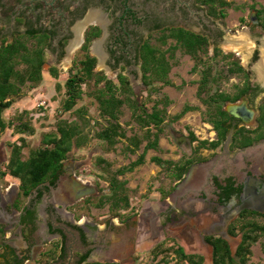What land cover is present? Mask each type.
<instances>
[{
	"label": "flooded vegetation",
	"instance_id": "obj_1",
	"mask_svg": "<svg viewBox=\"0 0 264 264\" xmlns=\"http://www.w3.org/2000/svg\"><path fill=\"white\" fill-rule=\"evenodd\" d=\"M93 13H99L105 24H86ZM78 29L82 42L65 63ZM182 31L207 38L208 54L199 51V56L193 57L184 52L177 39L168 38ZM21 36L47 38L44 67L56 68L59 74L61 68L69 69L67 79L74 68L82 67L80 58L92 38L88 53L97 60L96 71L104 72L120 91H124L120 75L126 76L132 98L140 107L137 112H145L142 124L134 119L136 109L124 106L131 113V124L127 132L120 122L126 138L116 140L126 143L124 150L132 158L126 169L131 170L134 163L143 160L140 165L148 161L157 172L134 202L125 178L127 172H115L120 181L126 182V189L113 191L112 183L103 180L107 162L90 176L95 171L88 168L93 154L70 156L75 148L84 150L81 145L73 147L54 176L35 187H25L8 168L12 145L22 147L23 161L33 152L53 145L43 143L27 152L26 142L10 144L0 160V264H144L139 258L141 252L163 257L169 240L173 241L177 264H189L182 253L196 264H214V243L220 239L235 256L242 243V228L260 225L259 219H264V2L0 0V46ZM241 36L252 43L251 53L246 47L241 53L226 49ZM152 38L159 40L157 49L171 68L170 80L182 59H190L194 75L190 79L196 81V95L207 106L205 119L212 129L211 139L199 140L191 132L190 144L182 145L184 137L166 124L169 99L158 92L170 86L150 85L143 73V54ZM98 42H102L104 62L100 53H95ZM217 50L221 55H216ZM48 53L55 54L53 61L47 60ZM100 65L115 70V76L110 77L106 69L99 71ZM207 73L208 84L201 91ZM156 93L160 97L154 98L151 107L140 101L144 100L141 95H147L149 101ZM206 100L216 104L210 107ZM219 101L225 113L221 119L215 110ZM188 109L185 107L175 117ZM155 112L159 113L158 123L149 118ZM216 121L221 123L218 128ZM166 132L176 139L173 153L164 146ZM221 132L224 138L214 148ZM203 141H207L205 147ZM183 167L186 171L179 178ZM115 192L124 199L118 204V198L112 199Z\"/></svg>",
	"mask_w": 264,
	"mask_h": 264
},
{
	"label": "trees",
	"instance_id": "obj_2",
	"mask_svg": "<svg viewBox=\"0 0 264 264\" xmlns=\"http://www.w3.org/2000/svg\"><path fill=\"white\" fill-rule=\"evenodd\" d=\"M168 38L177 39L184 52L193 57L195 55L199 56V51H202L204 55L208 54L207 38L189 33L186 34L184 31H182L181 35L169 36ZM91 39H88V44L84 48L82 58H80L82 67L74 68L64 84L66 99L63 103V111L73 112L85 96L95 100L99 114L106 122V124L99 123V129L95 137L97 140L104 142L109 149H114L118 143L116 140L117 137L126 138V134L122 132V125L120 124V118L123 114L122 108L126 104L135 108L134 119H138L142 124L145 121L143 117L145 112H137L140 107L132 98L133 93L129 88L126 76L120 75L119 79L124 89V91H120L114 81L110 80L104 72L96 71L97 60L88 53V45ZM46 40L47 38L44 37L21 36L16 37L10 44L6 45L2 43L0 46V141L1 135L13 126V121L7 118V111L23 97L25 88L28 86L36 88L43 82V68L45 64L44 44ZM151 40L148 45V50L143 54L145 81L150 85L163 83L166 86H171L172 82L169 78L171 68L165 64V56L159 53L157 49L159 40L158 38H152ZM216 55H221V52L217 50ZM50 73L55 78L59 76V70L56 68L51 69ZM208 80L209 74L207 73L201 84V91H204ZM204 102L210 107H212V103L216 104V101L211 102L206 100ZM217 103L219 104L215 106V110L217 112V118L221 119L225 113L221 109V101ZM77 112L82 113V117L87 115V112L82 109L77 110ZM149 118L150 121L158 123L159 113L155 112L149 115ZM22 119L23 116H20L19 120L23 121ZM220 124L219 121L215 123L217 128ZM16 128L18 130L17 133L21 134L34 132V130L29 128L28 124L23 122ZM83 131L84 127L77 122L60 121L57 124L56 133L45 136L43 140L45 145H53V148L33 152L27 161L22 160V147L12 145L14 147L8 164L10 173L15 177H20L25 187L27 185L35 187L48 180L60 169L62 162L66 160L68 153L72 151L73 147H79L86 143L88 138L87 134H83ZM223 138L224 134L221 132L219 142L214 143V148L220 145ZM193 140L195 141L196 138L193 137ZM20 141L25 143L24 138H20ZM206 143L207 141H203L202 146L205 147ZM135 146L139 147V143H135ZM129 149L127 147V150ZM142 163L143 160H140L134 163L130 169L132 170ZM124 171H119V175L123 174ZM185 171L186 168L183 167L180 171L179 178L184 175ZM110 176L108 180L112 183L113 191L126 189V182L120 181L117 178V174H110ZM115 198H118L117 204L124 200L117 192L112 197V199ZM242 233V243L237 249L235 256L224 240L220 239L214 243V264H248L249 256L251 255V246L260 237H264V226L257 224L246 225L242 228ZM182 258L187 260L189 264H196L195 261L184 253H182Z\"/></svg>",
	"mask_w": 264,
	"mask_h": 264
},
{
	"label": "rangeland",
	"instance_id": "obj_3",
	"mask_svg": "<svg viewBox=\"0 0 264 264\" xmlns=\"http://www.w3.org/2000/svg\"><path fill=\"white\" fill-rule=\"evenodd\" d=\"M47 60L53 61L55 59L54 53H48L46 56ZM68 57H66L67 59ZM247 59V56H245ZM104 62V60H102ZM192 63L189 58H183L181 62V67H176L173 69L171 74L172 85L170 87H161L158 93L165 98L169 99L167 103V108L169 110L166 116V124L171 126L184 137L182 145L190 144L189 134L193 132L199 140L211 139L210 125L206 122V108L196 95L197 85L196 81L190 78L194 77L190 71ZM107 70V74L110 77L115 76V70L109 67L104 68L100 65L98 70ZM68 70L66 68L60 69L59 78L55 79L50 74V67L46 65L43 68L44 79L41 85L36 88L27 87L25 88V93L22 97L23 101L27 102L23 112L18 110H13V108L7 111V118L13 121V126L7 129L5 133L1 135L0 141V160L5 158V153L9 151L10 144L20 142V138H24L26 142V150L32 151L42 146L45 136L54 134L57 131V124L62 120H67L70 122H77L84 127L85 133L87 134V141L84 143V150L80 151L78 148L73 150L70 155L75 158H83L89 153L93 154L91 159L92 166L88 165V168L95 169V171L90 172V176H93L100 171L99 166L103 162H107L108 165L104 170V181H109L108 179L111 175H114L117 170H125L127 172L125 178L126 182L129 183V188L133 191L131 196L134 202H137L136 198H139V192L146 189L147 184L151 183L150 178L157 172V168L146 161L143 165H138L132 170H127L129 162L132 160L131 156L125 152L124 148L126 143L124 141H119L118 145L114 149H109L107 145L97 140L94 136L98 129L99 123L106 124L104 119L100 116L98 106L92 98L85 96L81 100L73 112H64L63 103L66 99L64 84L68 76ZM161 86L160 84H156ZM160 88V87H159ZM156 93L153 98H149L147 101V95L143 94L144 100L146 101L148 107L153 105L154 98L160 97ZM42 102H46L45 105L41 106ZM189 108L187 111L183 112L180 117H175L180 114L184 108ZM84 110L87 115L82 117V113H78L77 110ZM23 116V121L19 120V117ZM131 113L128 107L123 108V114L120 118V122L123 123L125 130L128 132ZM175 118V120H174ZM179 119V120H178ZM26 123L29 128L34 130L33 133L26 132L25 134L17 133V126L21 123ZM86 124V125H85ZM168 131V130H167ZM170 133L166 132L164 141V146L170 147L173 153L175 150L176 139L170 137ZM5 147V148H4ZM7 150V151H6ZM5 152V153H4ZM184 148L181 149V154H184ZM7 154V153H6ZM179 154V152H176ZM165 156H168L166 154ZM172 156V155H171ZM104 158L100 163L97 158ZM3 161V160H2ZM85 175L88 174L87 171L84 172ZM110 176V177H109ZM102 182L103 189H107V184ZM256 221L257 218H256ZM261 226H264V219L260 218L259 221ZM173 241L169 240L165 244V252L162 257H154L151 252L144 251L141 252L139 258H143L144 264H177L175 255L173 253ZM248 264H264V237H260L259 240L251 246V255L249 256Z\"/></svg>",
	"mask_w": 264,
	"mask_h": 264
},
{
	"label": "bare ground",
	"instance_id": "obj_4",
	"mask_svg": "<svg viewBox=\"0 0 264 264\" xmlns=\"http://www.w3.org/2000/svg\"><path fill=\"white\" fill-rule=\"evenodd\" d=\"M85 21H86V24L87 23H90L92 21H94V22L96 21L98 23L105 24V22L102 21V17L100 16L99 13H93V14H91L90 16L87 17V19ZM76 34H77V37H76L75 40H73L72 46L69 49V57L66 59L65 63H69L70 57H73L72 54L74 53V51L79 47V45L82 42L81 29H78L76 31ZM247 40H248L247 37L241 36V37H239V40L237 41L236 44L226 45V49L233 50V51H239L241 53V52H244L245 47H246V50L248 49V51H250L249 53H251L252 49L249 48V46H251L252 43H250ZM101 44H102V42H98L96 44V46H95V53L96 52L100 53L101 59L102 60H105V55L101 52ZM246 56H247V54H246ZM245 60H247V59H245ZM261 77H263V74H261Z\"/></svg>",
	"mask_w": 264,
	"mask_h": 264
},
{
	"label": "crops",
	"instance_id": "obj_5",
	"mask_svg": "<svg viewBox=\"0 0 264 264\" xmlns=\"http://www.w3.org/2000/svg\"><path fill=\"white\" fill-rule=\"evenodd\" d=\"M262 2H264V0H261ZM25 104H27V102L23 101V99L21 98L20 100H18L13 106V110H18L20 112H23L25 108H22V107H25ZM11 109V108H10Z\"/></svg>",
	"mask_w": 264,
	"mask_h": 264
},
{
	"label": "water",
	"instance_id": "obj_6",
	"mask_svg": "<svg viewBox=\"0 0 264 264\" xmlns=\"http://www.w3.org/2000/svg\"><path fill=\"white\" fill-rule=\"evenodd\" d=\"M1 204H2V196H1V191H0V209H1L0 211H1V215H2V211H3V209L1 208ZM222 236H223L225 239L227 238V234H225V233H224Z\"/></svg>",
	"mask_w": 264,
	"mask_h": 264
},
{
	"label": "built area",
	"instance_id": "obj_7",
	"mask_svg": "<svg viewBox=\"0 0 264 264\" xmlns=\"http://www.w3.org/2000/svg\"><path fill=\"white\" fill-rule=\"evenodd\" d=\"M45 104H46V102H42V103H41V106H42V105H45Z\"/></svg>",
	"mask_w": 264,
	"mask_h": 264
}]
</instances>
